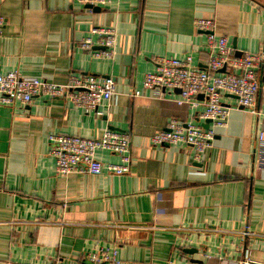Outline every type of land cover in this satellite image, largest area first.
<instances>
[{
  "label": "crops",
  "instance_id": "0c3cea01",
  "mask_svg": "<svg viewBox=\"0 0 264 264\" xmlns=\"http://www.w3.org/2000/svg\"><path fill=\"white\" fill-rule=\"evenodd\" d=\"M94 8L100 11L78 0H0V74L57 85L85 75L116 82L102 117L60 99L0 104V264H96L91 255L103 250L115 251L117 264H264L257 137L264 131V0H109ZM198 19L214 20L237 57L261 58L259 115L224 96L234 109L200 161L188 146L151 144L173 118L198 123V110L180 105L179 91L143 89L158 58L191 55L206 69ZM93 28L115 29L110 58L82 49L86 37L99 44ZM134 90L142 95L131 96ZM108 128L130 135L128 174L57 175L52 134L98 138ZM100 159L121 161L107 153ZM244 231L253 237L243 240Z\"/></svg>",
  "mask_w": 264,
  "mask_h": 264
},
{
  "label": "built area",
  "instance_id": "2783aa9c",
  "mask_svg": "<svg viewBox=\"0 0 264 264\" xmlns=\"http://www.w3.org/2000/svg\"><path fill=\"white\" fill-rule=\"evenodd\" d=\"M82 6H105L109 0H78ZM0 17V32L4 26ZM196 28L207 35L208 63L201 69L194 63L193 56L175 58H158L154 60L156 68L145 76L143 89L157 90L173 95L180 92L179 104H188L198 110V123L191 120L184 122L175 118L168 121L165 129L151 138L154 148L188 146L193 157L200 161L206 150L212 147L214 128H225L234 106L224 104L223 97L233 96L237 107L259 115L256 111L260 86L257 71L261 58L259 55L246 54L237 57L230 46L228 38L216 33L214 20L198 19ZM92 34L98 37L102 51H96V43L91 37L81 41L83 50L92 51L97 58H110L115 51L117 34L114 28H93ZM116 82L110 77L95 75L73 76L67 84L57 85L40 78L26 77L19 71L0 74V104L6 107H24L34 103L38 98L46 101L66 100L85 114L102 117L101 108L115 94ZM141 90H134L133 97H140ZM200 97L201 101L199 100ZM210 121L211 128L204 129L203 123ZM259 165L264 167V131L258 132ZM50 154L56 162L58 176L82 174L102 176L113 174L126 175L130 172L132 157L130 153V135L124 131L106 129L98 138L76 135H55L49 137ZM101 153L117 155L119 163H105L100 159ZM215 232H220L215 230ZM243 240L252 238L248 231L239 232ZM92 254L90 260L101 264L114 260L115 251L105 250ZM111 256V257H110ZM241 264H251L244 261Z\"/></svg>",
  "mask_w": 264,
  "mask_h": 264
},
{
  "label": "water",
  "instance_id": "95a60500",
  "mask_svg": "<svg viewBox=\"0 0 264 264\" xmlns=\"http://www.w3.org/2000/svg\"><path fill=\"white\" fill-rule=\"evenodd\" d=\"M87 7L90 8V9L93 8L95 11H100L99 8H94V7H92V6H87ZM210 123H211L210 121H206L205 124H204V128H205V129H209ZM208 124H209V125H208Z\"/></svg>",
  "mask_w": 264,
  "mask_h": 264
}]
</instances>
